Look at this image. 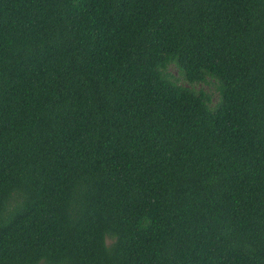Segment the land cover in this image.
<instances>
[{
  "label": "trees",
  "instance_id": "1",
  "mask_svg": "<svg viewBox=\"0 0 264 264\" xmlns=\"http://www.w3.org/2000/svg\"><path fill=\"white\" fill-rule=\"evenodd\" d=\"M0 264H264V0H0Z\"/></svg>",
  "mask_w": 264,
  "mask_h": 264
}]
</instances>
